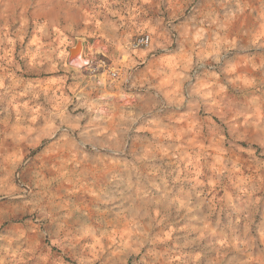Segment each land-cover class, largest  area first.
I'll return each instance as SVG.
<instances>
[{
    "label": "rangeland",
    "instance_id": "rangeland-1",
    "mask_svg": "<svg viewBox=\"0 0 264 264\" xmlns=\"http://www.w3.org/2000/svg\"><path fill=\"white\" fill-rule=\"evenodd\" d=\"M0 264H264V0H0Z\"/></svg>",
    "mask_w": 264,
    "mask_h": 264
},
{
    "label": "built area",
    "instance_id": "built-area-1",
    "mask_svg": "<svg viewBox=\"0 0 264 264\" xmlns=\"http://www.w3.org/2000/svg\"><path fill=\"white\" fill-rule=\"evenodd\" d=\"M150 36L148 34H144L138 38H136V40L134 41L133 45L134 47H145L148 46L150 43Z\"/></svg>",
    "mask_w": 264,
    "mask_h": 264
}]
</instances>
